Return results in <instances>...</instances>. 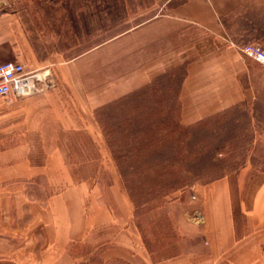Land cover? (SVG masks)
Returning <instances> with one entry per match:
<instances>
[{"label":"crops","instance_id":"1","mask_svg":"<svg viewBox=\"0 0 264 264\" xmlns=\"http://www.w3.org/2000/svg\"><path fill=\"white\" fill-rule=\"evenodd\" d=\"M115 43L134 80L120 93L187 61L179 120L194 123L243 100L260 68L241 47L264 44V0H0V64L53 83L0 99V264H264V181L249 195L239 175L235 212L227 178L194 187L204 222L181 231L191 248L155 261L117 168H102L106 183L73 168L74 141L104 144L93 108L111 98Z\"/></svg>","mask_w":264,"mask_h":264},{"label":"rangeland","instance_id":"2","mask_svg":"<svg viewBox=\"0 0 264 264\" xmlns=\"http://www.w3.org/2000/svg\"><path fill=\"white\" fill-rule=\"evenodd\" d=\"M143 3L146 2L143 1ZM117 20L116 18L115 21H111L112 25H118ZM135 22L137 20L127 21L126 24L111 29V32H120ZM97 40L99 39H95V42ZM113 47V56H111L110 62L111 71L115 74L110 79L111 98L105 104L93 108V115L99 130L102 132L104 144L100 146L97 143L92 144L89 140L78 139L74 141L76 143L73 142L76 154L70 157V161L73 168L78 170L81 176L85 169L84 165L87 164L88 169L91 167L95 170L97 179L103 180L105 183L107 180L111 181L112 178L111 173L102 168L106 166L117 168L123 189L128 197L130 198L129 189H134L135 194L139 197L137 203L133 202L131 198L130 200L133 203L134 221L143 243L153 260H164L180 253L182 245L185 250L191 248L189 247V240L182 241L181 231L190 234L194 228L200 227L204 222V218L202 222H198L196 219L199 212L196 209L194 187L210 184L220 175H225L223 178H227L231 184L235 199L233 203L235 212L239 211L236 201L239 198V190L237 189L239 175L245 173L251 182L255 181L249 185V195H253L256 186L264 181V67L254 62L260 69H255L253 73L250 72V81L241 83L243 88L242 101L205 116L194 123L183 124L179 120L181 108L179 96L187 73V61L174 65L143 85L120 93L119 91L123 87H128L134 80L133 76L125 77L120 72L118 73L120 63L118 56L121 55L119 51L123 50L124 46L115 43ZM145 89L146 94L143 96L144 98L142 97L137 101L138 103L141 105L148 104L150 108L156 104L167 105L170 107V112L158 130L154 124L152 127L142 126L134 131L133 134L139 135L140 142L137 144L136 151L141 150V157L133 161L131 159L126 160L123 165L127 172L139 171V174L125 182L119 172L115 158L131 147L124 141L114 140V137H123V135L130 137L133 134H130L131 131L129 132L128 129H117L114 125L117 119L125 114L126 109L130 108L125 98L135 91L143 92L142 90ZM240 95L242 96V93ZM127 112L132 111L128 110ZM149 112L150 110H141L138 113L148 118L150 116L145 115ZM101 122H104L105 126H102ZM163 133L167 134V138L178 139L176 143L172 144V148L168 144L164 147V150L168 151L166 155H170L173 151L181 156L175 161L165 157L162 163L158 160L148 162L143 157L146 155L144 149L147 143L144 140L150 135ZM86 144L90 153L88 156L82 153V146ZM196 155H200L199 159ZM150 166L179 170L181 174L187 170L197 171L201 173V176H188L191 182L189 187L172 191L163 198V201L158 202L156 198H152L154 195L146 198L137 192L139 188L145 185V171ZM113 230L115 231L116 228L113 227ZM186 237L188 236H185L184 239Z\"/></svg>","mask_w":264,"mask_h":264},{"label":"trees","instance_id":"3","mask_svg":"<svg viewBox=\"0 0 264 264\" xmlns=\"http://www.w3.org/2000/svg\"><path fill=\"white\" fill-rule=\"evenodd\" d=\"M147 89V88H146ZM146 89L142 90L143 92L135 91L132 95L126 97L125 99L128 101V105H130V108L126 109L125 114H123L119 119H117L116 124L114 127L117 129H123L125 128L129 130L130 134L135 133L134 131L140 129L142 126H148L152 127V125L156 124V130H158V127L164 123L166 116L169 115L170 107L157 105L153 106V108H150L148 104H140L137 101L145 96ZM167 97V96H166ZM173 97V96H172ZM144 98V97H143ZM146 99V98H145ZM140 104V105H139ZM128 110L132 112H127ZM141 110H150L149 113H147L145 116L150 117H144L143 114L138 113ZM143 115V117H142ZM102 126L104 125V122H101ZM167 134H153L148 136L146 140H144L146 143V148L144 149L146 151V155L143 157L146 158V160L152 161V160H158V162L162 163L165 157L169 160H176L181 155L175 154L173 151L170 155H166L167 152L164 150V147L168 144L171 148L173 147V143H176L178 139L176 138H167ZM128 136V135H127ZM123 135V137H114V140L122 142L124 141L125 144L131 147L129 150H125V152H122L121 154H118L116 156V162L117 166L119 168V172L121 176L123 177V180L125 182L130 181L134 175L139 174V171H132L127 172L124 168L123 163L126 160H136L141 157V150L136 151L137 144H139L140 139L139 135H130V137ZM167 138V139H166ZM142 141V142H144ZM151 150H147V149ZM199 159L200 155H196ZM199 161V160H198ZM155 168V169H154ZM187 174V175H185ZM193 177L197 176L200 177L201 173L197 171H190L187 170L183 174L180 173L179 170L175 169H167L165 167L156 166V167H148V169L145 171V185L137 190V192L140 195H144L146 198H148L151 195L152 198H156L158 202L163 201V198H165L170 192L175 190H182L186 187H189L191 185V182L189 181L188 176ZM225 175H220L215 180L223 178ZM127 187L129 185L127 184ZM129 196L131 199H133V202H138V195L135 194L134 189H129Z\"/></svg>","mask_w":264,"mask_h":264},{"label":"built area","instance_id":"4","mask_svg":"<svg viewBox=\"0 0 264 264\" xmlns=\"http://www.w3.org/2000/svg\"><path fill=\"white\" fill-rule=\"evenodd\" d=\"M242 53L264 67V44L247 43L241 47ZM53 85L47 82L39 72H27L20 62L7 61L0 64V99H7L12 93L19 97L28 96ZM197 221L203 217L197 215Z\"/></svg>","mask_w":264,"mask_h":264}]
</instances>
